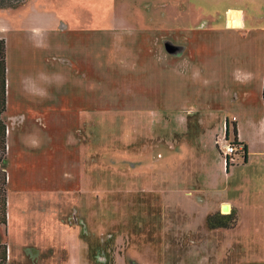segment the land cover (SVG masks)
<instances>
[{
	"label": "rangeland",
	"instance_id": "obj_1",
	"mask_svg": "<svg viewBox=\"0 0 264 264\" xmlns=\"http://www.w3.org/2000/svg\"><path fill=\"white\" fill-rule=\"evenodd\" d=\"M233 19L244 26L225 31ZM0 26L9 70L7 264H91L87 241L98 264H264V154L253 136L247 164L235 154L219 168L233 140L223 117L238 118L231 107L241 92L231 83L225 113L205 132L200 114L184 111L203 96L190 70L199 53L241 54L240 64L225 60L241 69L239 80L264 68V0H27L0 9ZM63 49L85 83L64 90L49 71L43 82L54 102L39 106L42 59L55 71ZM182 173L203 179L205 206L193 215L172 195ZM136 192L146 195L128 199ZM218 197L236 209L227 228L202 218Z\"/></svg>",
	"mask_w": 264,
	"mask_h": 264
},
{
	"label": "crops",
	"instance_id": "obj_2",
	"mask_svg": "<svg viewBox=\"0 0 264 264\" xmlns=\"http://www.w3.org/2000/svg\"><path fill=\"white\" fill-rule=\"evenodd\" d=\"M237 22L238 26L233 27L231 26V22ZM244 26V22L241 19H233L228 20L227 25L224 27V30L227 32H232L233 29H239ZM4 27L0 26V39L4 38ZM35 31V29H33ZM40 29L36 33H38ZM42 33V30L40 31ZM236 33V32H235ZM6 41V40H5ZM40 41V40H39ZM43 44L42 41H40V44ZM7 47V45H6ZM7 49V48H6ZM241 53H243L242 50H240ZM76 51L75 53H77ZM81 52H78L77 60H81L80 57ZM60 59H58V65L54 67L55 71L51 69L50 66H52L49 62V59L44 58L42 59L43 63L45 64V70L40 73V86L44 88V93L46 94L44 98L45 101L39 102V106H46L50 108L51 103L54 102L53 97L48 96V86L45 85L43 80L48 76L49 71L53 73V75L56 77V79H53V82L55 85L60 86L61 89L66 88V86H77L80 87L85 83V79L81 80V77L79 76V72L73 71V69H70L71 66H75L76 63L73 61V58L71 57L70 50L63 49L62 51L59 50V52L56 55ZM200 57L195 58V62H192L190 64V70L192 71L191 74H193L194 77H198L199 81L201 82V92L203 96H199L197 98V101L195 102H189L187 104L184 111L186 113H192V112H198L200 114V121L201 124H203L205 127H203V132L207 131V124L206 121L210 122L211 119L213 120H220V116H214L215 112H218L220 115L225 113V107L226 105L221 97H223L225 94L231 92L232 90V84H234V88L238 89L241 92V95L243 98L240 100L239 97L235 98L239 104L235 107H231L235 114L238 116V118L233 115L234 112H231V115H233L230 119V117L225 116V126L226 130L230 132L232 128H236L237 131V139L239 142L244 143L247 146L248 149V157L246 164L250 161L251 156V148H250V140L249 138H246L247 134L253 136L252 142H256V148H254V151L256 154L263 156L264 154V110L260 112V108L264 107L263 97L261 98V92H262V86L264 85V68H259L258 71L254 72L253 74L248 73L249 79H243L239 80L237 79V76L235 74L240 73L241 69L237 66H233V64H225V60L232 59V61L237 60L239 62L241 54H233L228 55L226 51L221 50H209L199 53ZM244 56V55H242ZM7 61V57H6ZM242 62V60H241ZM239 62V64L241 63ZM200 63V64H199ZM50 67V68H49ZM229 71L230 74H227ZM7 72L9 73V70L7 69ZM75 72V73H74ZM231 77V80L229 79ZM257 77V82L255 84L250 85L248 82L252 80V78ZM47 82V80H46ZM192 84H195L192 81ZM257 86L258 88H254L253 86ZM56 86V87H57ZM188 87V85H187ZM9 88V81L7 79V90ZM175 88V87H174ZM55 89V88H53ZM211 90V91H209ZM61 96H55L56 102H57V109L60 110L62 113L65 111V105L69 104L68 97H65V93L61 92ZM260 96V98L258 97ZM258 97L254 98L256 101L253 102L250 97ZM71 99V98H70ZM76 98H72L70 100V103L74 104ZM173 103V102H172ZM174 104V103H173ZM264 109V108H263ZM233 113V114H232ZM257 113L256 118L253 119L252 115ZM213 114V115H212ZM222 119V120H223ZM239 119L241 120L239 122ZM248 121H251L248 123ZM224 123L221 122V129L223 127ZM9 131V128H8ZM226 134V132H225ZM219 135H217L218 137ZM221 153L224 152V149L221 151ZM224 157L220 158L219 168L220 173L222 167H224ZM232 163V162H231ZM230 163V165H231ZM202 176L200 175V180L197 178H194L190 175V173H187L185 176L183 173L181 174V177L175 178L173 181L172 186V195L176 194L178 197H181L183 199L185 204H191L190 210H195L191 215L198 213V209H201L205 206V197L201 192H203L204 187L202 185ZM212 191H219L218 188L212 189ZM197 200V201H196ZM211 206L206 208L205 216H202L204 223L206 224V219L209 215L212 214H220L219 212L222 211V208L224 205H228L229 212L226 214H230L233 212L235 207L233 206V203L231 200H228L226 198L218 197L216 200H214V203L210 204ZM196 206V208H195ZM177 208L181 211L183 210H189V209H182L180 207V204L177 205ZM223 213V211H222ZM186 216H190L185 214ZM188 226H192L189 223Z\"/></svg>",
	"mask_w": 264,
	"mask_h": 264
},
{
	"label": "trees",
	"instance_id": "obj_3",
	"mask_svg": "<svg viewBox=\"0 0 264 264\" xmlns=\"http://www.w3.org/2000/svg\"><path fill=\"white\" fill-rule=\"evenodd\" d=\"M27 0H0V9H10L16 8L26 2ZM262 97L264 102V85L262 91ZM7 106V61H6V41L4 38L0 39V225H6L8 221V199H7V182H8V174L6 170V160H7V134H8V127L3 119V115L6 112ZM232 136L233 140L230 143L231 146L236 147L237 154L240 155L244 163L247 162L248 157V149L247 146L239 142L237 139V131L236 128H232ZM230 133L226 130V140L228 139ZM220 154H222L220 152ZM230 162L227 161L226 169L229 167ZM145 193V194H144ZM146 192H136V195L127 194L131 199L133 196H144ZM132 196V197H131ZM142 203V201H140ZM160 206L157 207L158 212H160ZM139 212V211H138ZM231 212L228 215H220V214H213L209 215L206 219V225L209 228L215 227H228L231 225L235 218ZM85 233V232H84ZM84 235V234H83ZM82 235V236H83ZM88 242V254H89V261L91 264H98L95 261H92L95 256V252L93 253V247L91 246L90 242ZM0 264H7V255H6V248L3 246L1 248L0 245Z\"/></svg>",
	"mask_w": 264,
	"mask_h": 264
},
{
	"label": "built area",
	"instance_id": "obj_4",
	"mask_svg": "<svg viewBox=\"0 0 264 264\" xmlns=\"http://www.w3.org/2000/svg\"><path fill=\"white\" fill-rule=\"evenodd\" d=\"M237 154V149L234 146H231L230 143L227 142V148L222 153L224 159H227L230 163L232 162L233 156Z\"/></svg>",
	"mask_w": 264,
	"mask_h": 264
},
{
	"label": "water",
	"instance_id": "obj_5",
	"mask_svg": "<svg viewBox=\"0 0 264 264\" xmlns=\"http://www.w3.org/2000/svg\"><path fill=\"white\" fill-rule=\"evenodd\" d=\"M224 161H225V165H226V163H227V159H224ZM228 209H229L228 205H224L223 208H222V211H223V212H227Z\"/></svg>",
	"mask_w": 264,
	"mask_h": 264
},
{
	"label": "bare ground",
	"instance_id": "obj_6",
	"mask_svg": "<svg viewBox=\"0 0 264 264\" xmlns=\"http://www.w3.org/2000/svg\"><path fill=\"white\" fill-rule=\"evenodd\" d=\"M229 212V209H228V211L227 212H224V213H228Z\"/></svg>",
	"mask_w": 264,
	"mask_h": 264
}]
</instances>
